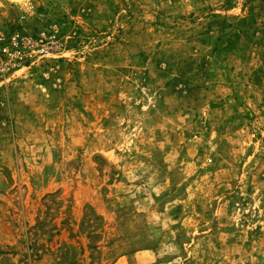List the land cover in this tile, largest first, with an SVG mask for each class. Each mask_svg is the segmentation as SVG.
Here are the masks:
<instances>
[{"label": "rangeland", "instance_id": "rangeland-1", "mask_svg": "<svg viewBox=\"0 0 264 264\" xmlns=\"http://www.w3.org/2000/svg\"><path fill=\"white\" fill-rule=\"evenodd\" d=\"M0 264H264V0H0Z\"/></svg>", "mask_w": 264, "mask_h": 264}]
</instances>
